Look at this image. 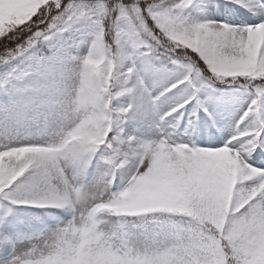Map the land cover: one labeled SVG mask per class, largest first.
Returning <instances> with one entry per match:
<instances>
[{
	"label": "clouds",
	"instance_id": "obj_1",
	"mask_svg": "<svg viewBox=\"0 0 264 264\" xmlns=\"http://www.w3.org/2000/svg\"><path fill=\"white\" fill-rule=\"evenodd\" d=\"M163 12L180 15L177 0L127 6L120 0H35L28 19L0 30V69H7L0 79L11 74L0 87L6 97L0 108L20 114L15 141L0 143V167L8 153L22 149L50 155L45 167L21 172L16 204L67 214L55 225L9 236L10 257L0 264H216L221 256L223 264H264L259 180L225 190L207 213L130 203L129 194L157 173L174 145L166 131L146 141L125 128L145 116L157 131L173 122L184 100L173 99L180 90L177 62L192 59L194 51L181 38L192 29L178 20L165 24ZM81 22L91 28L86 51L74 50L65 35ZM204 77L211 85L247 83L238 72L218 76L211 66ZM254 95L240 117L242 135L251 137L245 144L264 131ZM232 154L237 163L243 160L239 151ZM242 167L244 174L256 171L246 162Z\"/></svg>",
	"mask_w": 264,
	"mask_h": 264
},
{
	"label": "snow or ice",
	"instance_id": "obj_2",
	"mask_svg": "<svg viewBox=\"0 0 264 264\" xmlns=\"http://www.w3.org/2000/svg\"><path fill=\"white\" fill-rule=\"evenodd\" d=\"M120 2L127 6L134 0H120ZM177 3L181 10L180 15L173 17L170 13L163 12L162 20L165 24L178 20L191 28V36L181 38L194 51L192 59L182 64L177 62V66L183 69V75L174 83L177 88L183 87L186 96L181 101L183 106L173 115L182 118L183 110L195 102L192 115L197 117L200 112H203L215 123L213 113L199 100V93L206 80L205 70L196 58L203 61L206 70L211 66L218 76H235L238 72L240 76L246 78L245 85H253L256 94L264 98V88L260 86L264 81V43L261 42L264 37L259 34V30L264 29V19L249 26H240L235 22L229 23L226 19L233 12V6L260 11L264 14V0H203L202 4H199L198 0H177ZM197 7H201L215 19L192 18L190 10ZM135 33L136 28L133 25L129 38ZM3 63L7 64L8 61L4 60ZM3 72H7V69ZM10 78L9 73L8 78L0 79V87H6ZM257 115L260 120H264V106L261 104ZM189 123L191 124L192 121L190 120ZM242 125L243 122L239 120L234 134L219 147H199L191 142L177 143L170 140V143L174 145V154L167 155V162L160 164L157 173L151 177L152 180L170 182L177 186L184 192L190 207H199L205 213L212 211L213 205L220 203L225 190L231 191L232 186L237 183L259 180V186L264 187V165L258 167L254 164L255 161H264V131L251 144H245V141L250 140L251 137L242 135L246 131ZM200 134L204 135L203 129L200 130ZM212 135L215 133L213 132ZM179 145H186V147ZM236 151L243 156L240 163H237L232 154ZM28 152V149H22L19 155L15 152L8 153L3 166L0 167V198L10 201L13 205L16 204L15 193L19 191L17 181L24 168L29 166L42 168L52 159L50 155L40 152L26 155ZM245 162L256 171L244 174L242 165ZM21 163L23 166L16 170L17 165ZM147 187L145 182L141 188L129 194L130 198L146 194ZM10 211L11 209H8L3 215L6 216ZM2 218L0 216V219ZM11 243L10 237L0 232V261L10 257ZM216 264H223L222 256Z\"/></svg>",
	"mask_w": 264,
	"mask_h": 264
},
{
	"label": "rangeland",
	"instance_id": "obj_3",
	"mask_svg": "<svg viewBox=\"0 0 264 264\" xmlns=\"http://www.w3.org/2000/svg\"><path fill=\"white\" fill-rule=\"evenodd\" d=\"M202 2L203 0H198L199 4H202ZM34 11L35 0H0V30L7 31L10 25L14 26L28 19ZM190 14L192 18L197 20L215 19V17L210 16L207 12L203 11L201 7L191 9ZM260 16L264 19V14L260 11H253L250 9L245 10V8L235 6L233 12L226 17V19L229 23L235 22L240 26H249L259 23L256 19ZM76 28L83 29V32H76ZM75 30V36H73L74 32L65 34L66 36H70V38L67 39V43L72 45L74 50L78 47L80 51H86L87 44L91 40V28L87 23L81 22L75 26ZM259 34L264 37V29H260ZM261 42L264 43V39H262ZM132 47L133 45L130 40L125 42L126 51L131 52ZM3 71L4 69H0V72ZM182 75L183 69L177 66L175 78H180ZM185 96L186 92L183 87H181L173 99L179 102L181 98ZM254 98L255 97L249 93L238 92L236 94L233 90L217 95V91L211 87L210 83L205 81L201 88V92L199 93V100L213 113L215 116V123L209 120L203 112H200L197 117H194L192 112L194 110L195 102H193V105H190L186 110H183L182 118L175 116L172 123L161 126L159 131L150 127L148 122L150 117L147 116L144 117L143 121L128 123L125 131L146 141L158 139L159 136L166 131L171 134L172 140L177 143L191 142L202 147V145L199 144V139H202L215 145L219 140L226 141L232 134H234L237 122L248 109ZM3 101H6V97L0 94V102ZM259 102L261 103V106H264V99ZM19 119L20 114L18 112H12L0 108V143L15 141L17 138L16 124ZM190 120L192 121L191 124L189 123ZM207 121L215 124L214 126L222 131V135L217 136L214 132L215 135H213V137L215 139L209 137V133L207 132ZM179 127L181 129L177 131ZM201 129L204 130L203 136L200 134ZM181 133H183V135H181ZM188 134L192 135V137L185 138ZM216 137L219 138L216 139ZM254 164L259 167L264 165V161L254 162ZM94 167L93 164V168L90 171H94ZM146 183L148 186L146 194L131 198V204L137 201L138 197H148L149 202H143L140 205L157 204L170 206L179 209L180 211L184 210L171 198L176 191L172 184L169 185L164 181L156 182L151 179H148ZM8 209H11V211L4 216L3 214ZM0 216L3 217L0 219V232H4L10 237L18 236L23 232L42 225L52 226L60 220L67 219V214L58 209H43L21 204L13 205L10 201H5L2 198H0Z\"/></svg>",
	"mask_w": 264,
	"mask_h": 264
},
{
	"label": "trees",
	"instance_id": "obj_4",
	"mask_svg": "<svg viewBox=\"0 0 264 264\" xmlns=\"http://www.w3.org/2000/svg\"><path fill=\"white\" fill-rule=\"evenodd\" d=\"M193 56H194V55H193ZM194 57H195V56H194ZM196 59H197V58H196ZM197 61H198L199 65H200L202 68H204V70L206 71V69H205V67L203 66V64H201V63L199 62L198 59H197ZM237 86L244 87V88H250V89H253V90L255 91V88H254L253 85H245L244 83H240V85H237ZM167 159H168L167 157L163 156V157L161 158V163H166V162H167ZM178 189H179V188H178ZM178 200H179V202H180L182 205H184L186 208L190 207V206L188 205V203H187V198H186L184 192L181 191L180 189H179Z\"/></svg>",
	"mask_w": 264,
	"mask_h": 264
},
{
	"label": "bare ground",
	"instance_id": "obj_5",
	"mask_svg": "<svg viewBox=\"0 0 264 264\" xmlns=\"http://www.w3.org/2000/svg\"><path fill=\"white\" fill-rule=\"evenodd\" d=\"M262 19H263V17L260 16V17H258L256 20H262ZM143 202H149L148 197H138V200L135 201V202L133 203V205H140V204H142Z\"/></svg>",
	"mask_w": 264,
	"mask_h": 264
}]
</instances>
